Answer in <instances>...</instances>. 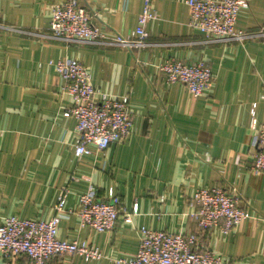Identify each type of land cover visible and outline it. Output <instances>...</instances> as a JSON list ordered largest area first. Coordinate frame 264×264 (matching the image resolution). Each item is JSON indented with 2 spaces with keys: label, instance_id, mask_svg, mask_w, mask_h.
<instances>
[{
  "label": "crops",
  "instance_id": "crops-1",
  "mask_svg": "<svg viewBox=\"0 0 264 264\" xmlns=\"http://www.w3.org/2000/svg\"><path fill=\"white\" fill-rule=\"evenodd\" d=\"M62 1L0 0V221L48 219L66 188L59 238L98 247L102 256H52L45 264H117L135 256L141 227L196 232L195 190L221 187L236 192L250 217L228 234L205 232L201 246L223 264H264V175L252 170L264 122V38L205 42L188 25L185 0H151L156 18L146 25V46L66 44L49 36L51 7ZM80 2L105 39L130 37L143 7V0ZM263 21L264 0H250L236 27L254 33ZM64 58L83 64L99 91L129 95L125 138L75 156L76 121L64 114L71 99L49 64ZM166 59L206 61L211 87L195 97L183 83H167L158 70ZM110 187L121 200L114 229L80 225L79 196L92 189L105 200ZM134 203L138 213L125 222ZM9 264L31 263L21 255Z\"/></svg>",
  "mask_w": 264,
  "mask_h": 264
},
{
  "label": "built area",
  "instance_id": "built-area-1",
  "mask_svg": "<svg viewBox=\"0 0 264 264\" xmlns=\"http://www.w3.org/2000/svg\"><path fill=\"white\" fill-rule=\"evenodd\" d=\"M250 0H185L189 9L188 25L198 30L205 42L244 41L248 38H264V21L258 31L248 33L236 27L240 9L248 7ZM49 36L66 44H111L129 49L146 46V25L156 18L151 0H143L137 25L130 37L105 39L92 22L93 15L80 0H64L52 5L50 11ZM54 65L57 73L65 79V90L71 105L64 114L75 119L74 154L81 157L93 150H104L110 144L125 138L132 121L129 112V95L113 97L91 85L86 67L76 59H59ZM167 83L180 82L187 86L193 96L209 89L214 75L209 63L199 60L184 63L166 59L158 66ZM264 99V93L261 96ZM255 108L253 104L252 111ZM254 123V118L252 119ZM257 151L253 156L252 170L264 175V122L256 136ZM67 189L58 196L55 214L45 220L5 217L0 221V264L26 256L31 264H45L52 256L78 255L84 261L101 258L98 247L86 242L67 241L59 238V213L64 211ZM191 203V217L196 223L197 233H172L163 230L140 228L138 249L134 257L118 258L117 264H223L219 255L201 246L200 236L218 228L224 234L231 232L250 214L239 205L236 192L221 187H201L195 190ZM121 200L114 189L107 190L106 199H99L90 189L79 196L76 215L80 225L94 231H111L120 213ZM138 213L134 203L130 212H123V220L131 222Z\"/></svg>",
  "mask_w": 264,
  "mask_h": 264
},
{
  "label": "trees",
  "instance_id": "trees-1",
  "mask_svg": "<svg viewBox=\"0 0 264 264\" xmlns=\"http://www.w3.org/2000/svg\"><path fill=\"white\" fill-rule=\"evenodd\" d=\"M196 227H197V226H196ZM197 231H198V229L196 230V232H192V233H196V234H198Z\"/></svg>",
  "mask_w": 264,
  "mask_h": 264
}]
</instances>
